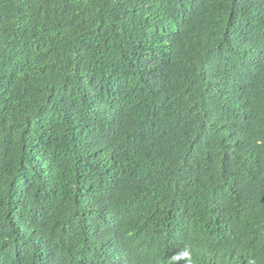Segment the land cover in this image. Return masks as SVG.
<instances>
[{"label": "trees", "instance_id": "16d2710c", "mask_svg": "<svg viewBox=\"0 0 264 264\" xmlns=\"http://www.w3.org/2000/svg\"><path fill=\"white\" fill-rule=\"evenodd\" d=\"M0 264H264V0H0Z\"/></svg>", "mask_w": 264, "mask_h": 264}, {"label": "bare ground", "instance_id": "6f19581e", "mask_svg": "<svg viewBox=\"0 0 264 264\" xmlns=\"http://www.w3.org/2000/svg\"><path fill=\"white\" fill-rule=\"evenodd\" d=\"M158 179V178H157Z\"/></svg>", "mask_w": 264, "mask_h": 264}]
</instances>
